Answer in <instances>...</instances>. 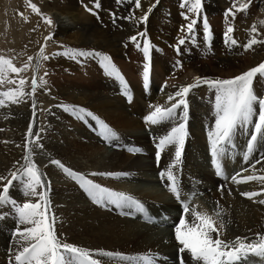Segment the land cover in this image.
<instances>
[{"label":"bare ground","instance_id":"6f19581e","mask_svg":"<svg viewBox=\"0 0 264 264\" xmlns=\"http://www.w3.org/2000/svg\"><path fill=\"white\" fill-rule=\"evenodd\" d=\"M61 1L62 3H60L59 0H55V8L56 6H60V4H64L68 6L67 10L64 9V11H62L59 9L61 7L56 9L53 7L54 9H50L47 6L44 9L42 6L43 10L56 20L58 30L55 33L54 40L56 42H66L70 45L69 47L71 50H81L84 55H77L75 57V55L72 56L73 53H70V60L66 62L64 70L78 71L77 73L80 72L82 75L78 77H67L64 75L61 76L62 78L59 77L58 79H63L64 81L63 83L59 82V84H55L57 87V94L60 96L61 93H64L67 95V99H65L68 102L74 104V106L79 105L84 107L75 109H84L86 112L91 113L92 115L90 117L94 119L96 123L101 120L107 122L113 128L123 130L117 133L120 143L118 145L122 146L129 142L131 146L128 147L132 151V154L129 155L108 152L109 154H106L104 162H99V167L97 168L95 167V163L98 158L94 152L96 148L90 146V136L80 142L76 141V144L74 143L75 149L83 151V157L87 164L90 163L91 165L90 169H85L83 173L79 174H82L87 179L113 192L117 191L118 193H124L134 197L155 217L159 218L161 212L165 215L162 214L164 217H161L163 222L158 220V224L152 225V227L141 224L135 218H133L132 221L129 217H125L131 211L132 205L110 203L107 199L101 204L94 203L84 189L80 187L79 182L75 180V184H58L52 188L54 200L52 202L53 207L50 208L49 216L55 218V233L62 242H67L79 248L90 250L94 254L93 258L100 260L102 264H144L143 261L138 259L110 258L101 255L102 252L120 253L126 257H140L146 255L153 259L154 264H176V254L181 246L176 242L173 232L174 226L179 222L177 216L174 215L175 212H178V207L174 201L168 200V196H166L165 192V195L162 193L163 195L160 196H156V194L152 196L148 194V192L136 193L130 192L129 190L123 191L122 189H120V191H122L120 192L116 189L120 188V186L116 185L115 187L111 185L113 184L112 180H110L112 176H106L107 181L110 183L108 184L110 186H108L107 183L104 184L98 181L97 177L99 175L91 174L126 173L127 175H121L120 178L124 176L130 179L132 175H135L134 178L139 179L141 174L153 177L158 168L154 165L156 146L150 142V136L156 133L157 129L155 125L146 124L144 118L154 110L155 106H161L163 108L170 107L175 101H169V95L174 96L180 87L194 83L195 77L214 80V74H218L212 71L221 72L220 75H222V79L231 77L234 68L236 66H241L240 62L239 65L236 64L238 62L235 55H238L242 51L244 53L250 52V50L245 51L242 47V45L247 42L240 41L237 42L236 45H230V43L225 42V39L223 40L218 36V31L223 28L219 29L221 26H216L218 22L209 13L214 14L215 9H217L218 5L221 3L219 0H203V3L200 2L198 11H189L194 0L190 1L185 8L188 11L186 15L188 19L195 20L197 15L200 14L199 16L202 17L200 23L202 21L203 23L198 29L200 30L201 28V31L200 34L198 33L199 31L193 34L185 30L184 33H180L179 35L173 33V27L169 25L159 24L156 25L158 27L154 29L155 25H153V21L155 18H158L157 12L155 11L157 9L155 8L157 0H151L149 4L144 1L145 5H141L140 9L135 7L134 1L130 2L126 0V4L118 5L114 3V0H103L104 3H99V16L103 23L101 28L77 6L78 3L87 0ZM88 1L95 2V0ZM128 1L130 3H128ZM176 2L179 3L178 0H176ZM129 6H133V8H128ZM149 8H151V11H149ZM208 10H210V12H208ZM133 12L136 13L134 14ZM146 13V21L140 22L138 18ZM188 19L187 21L191 22V20L189 21ZM183 20H185V18H183ZM204 21L207 23L208 29L206 33ZM195 28L197 29V27ZM138 33H145L146 35L141 36L138 35ZM132 36L137 37L135 43L129 39ZM174 36H179L181 39L183 38L184 43L181 45L178 44V42L175 43V45L177 44L178 46L172 47L170 52L166 50L167 45L165 46V43L171 41ZM205 37H207V40ZM145 39L149 41L150 45L149 59L147 61H145L142 51ZM137 45H139V47ZM172 51L176 52V55L173 54ZM252 51L253 55H249V58L259 59L260 61L264 60V43L254 45ZM96 53L107 55L111 58L112 63L123 77V84L115 77L106 74L101 59H99L100 56L95 55ZM220 53H223L225 57L220 56ZM72 57L75 59H72ZM211 57L218 58L214 61L217 65L216 68H214L215 66L213 67V60ZM220 57L222 58L220 59ZM73 60L75 61L73 62ZM95 61L98 62L96 64H98L99 69L95 68ZM145 63L149 64L147 87L144 86L143 81V66ZM245 63L247 65L246 58ZM85 64L87 68L90 64L93 66L89 67V72L86 71ZM205 64L208 66H205ZM81 65H83V67ZM58 72L63 74L61 71ZM253 85L254 92L257 95H264V77L255 78ZM125 92L130 94V100L123 97L122 94ZM176 99H179V97ZM185 99L187 102V116L189 118H192V114L195 112L193 105H198L203 107L198 120L202 122L205 121V123L208 121L214 122L216 119V93L214 89H211L206 84H200L192 88ZM129 108H131V113H134L136 116L135 119L130 117L129 111H127ZM180 110L184 111V108H177L176 112H182ZM68 112L73 113L70 111ZM257 114L258 108H253L251 120L247 124L243 122L237 124L233 131L235 139L239 138V145L236 144V147L239 146L237 147L239 149L237 150L238 156L236 155L237 157L235 156L234 159L236 164H240V166L235 172L244 169L247 170L246 172L249 171L250 175L264 176V133L257 135V142L253 145L248 162L244 163L242 159L237 163V159L240 158V151H243L244 147L246 148L247 145L243 144L242 138L245 137L252 126L255 125ZM62 116L63 115L60 117ZM174 117L175 119L172 124L177 119L176 116ZM164 124L161 125L159 130L162 136L168 133V124ZM148 126L150 132L145 133L143 129ZM108 129L112 132L110 128ZM187 133L189 134V138L187 141L188 145L185 148L186 154L183 156V164L186 163V165L191 166L194 171L184 173V187L192 189L195 186V192L202 190L201 186L197 187L198 185H195L196 182H194V185H191L189 182L191 180L187 179V176L190 179L194 177L197 182L200 181V183L204 185V191L207 193L208 187H205L206 183L212 186L213 189L216 185L222 184V181L214 180L210 170L209 158H206V160L194 161L195 155L201 156V152H203L200 148L201 145L205 144V141L203 144V135L198 137L194 136L192 138L190 126H187ZM233 133L231 138H234ZM109 139L110 138H106L105 142ZM192 142L195 144H192ZM43 144L49 147V149H51L54 154L61 157V159L63 155L69 154L70 152V147L68 146L56 148L53 146L54 144L51 146L46 142H43ZM111 146L113 147L114 143H111ZM189 148L195 149V151ZM136 149L139 151H133ZM56 150H58V152ZM87 150L90 151L89 154H85ZM141 152H143L142 157L138 155V153ZM166 152L162 154L159 170H161V168H168V165H174L171 168V171H173L178 167H175V165H178V162H174L169 153ZM257 161L261 162L257 163ZM73 165L72 169L74 170L80 168L79 164L76 162H74ZM63 176L65 178L69 177L65 174ZM152 180L155 182V179H151V181ZM223 182H230V180H223ZM231 183L235 182L231 181ZM249 183H251V187L256 189L255 192L261 193V195L255 197L256 201L254 205L245 201H243V205H241L235 198L231 200L223 197L222 200V192L226 195L227 193L229 194V188L226 187L225 184H222L221 187H223V190H221L219 194L214 192L215 189H213L212 196L213 198L220 197L218 201H222L220 204L223 205L226 211V219L231 226L229 237L234 236L236 238L240 236L253 241L256 239L258 233L264 234V204L259 203L260 200L264 199V183L257 180H253ZM3 184H5V182L0 183V190H2ZM190 193L193 194L192 190H190ZM164 197H166L167 200ZM12 199L14 198L12 197ZM196 205L197 204L192 203L191 206L193 207ZM244 208H246V212L243 213L242 210ZM233 210H237V213ZM7 213L9 214L7 215ZM187 218L189 221L191 220L190 215ZM216 220V226L219 227V220ZM161 225H164L166 231H159ZM234 225L237 226L236 229H233ZM245 226L248 227V230L244 229ZM23 227L25 226L20 225L18 222V216L14 205L11 203L4 205L0 210V229H3L2 231H8L9 238L7 241L12 239L11 234L14 231L16 233L13 234L16 236L13 239H17L19 237L17 231ZM168 228H171L169 232L167 230ZM154 229L157 230V233L154 234L156 236L152 235ZM221 231L223 232V229ZM213 236L215 238V234H213ZM220 238L223 239L222 237ZM5 243L6 241L4 239H0V264H15V253L22 248L24 242H21L17 248ZM182 256L184 261L183 264H194L189 253L185 252ZM242 264H264V256L249 255L245 258V263Z\"/></svg>","mask_w":264,"mask_h":264},{"label":"rangeland","instance_id":"374dc122","mask_svg":"<svg viewBox=\"0 0 264 264\" xmlns=\"http://www.w3.org/2000/svg\"><path fill=\"white\" fill-rule=\"evenodd\" d=\"M59 1L60 3H62L61 0ZM87 1L78 3L77 6L83 13H85L87 16L92 18L97 23V25L101 28L103 23L101 22L100 16H99V10H100L99 3L103 2V0H97V1L95 0V2L94 1L87 2ZM129 1L133 2L134 0H129ZM129 1L128 3H130ZM144 1H146L149 4L151 0H141V5H145ZM178 1L179 3H177L176 0H157L155 4V8L157 9L155 10L154 8V10L157 12L158 18H155V20L153 21L154 22L153 25H155L154 29H156V27H158L156 25H159V24L169 25L173 27V30H174L173 33H175L176 35H179L180 33H184L185 30H187L186 26L190 22H188L187 19L183 20V18L187 16L186 14L188 13V11L185 9L186 7H180V4L182 5L183 3H185V0H178ZM190 1L192 0H189V2ZM219 1L221 3L218 5L217 9H215L214 14L209 13L218 22L216 26L217 27L221 26L219 29L223 28L220 31H218V36H220L224 40L225 39L224 32H226L224 30H226L227 27L231 26L234 29V31L230 34L233 39H235L237 42H240V41L248 42V40L251 38L250 29L253 25H256L257 30L260 33V36L257 37V39H264V25H261L259 23V21L264 20V0H239L240 3L247 2L249 5L248 8L244 11H236L233 8L234 0H219ZM54 2L55 0H30V3L36 4L37 7L39 8L40 13L42 15H38L32 12L31 8L26 4V0H0V56H4L5 58L12 59L13 64L16 67H22L27 62L28 56L33 57V61L31 62V64H35L37 53L39 52L40 47L44 46V55L49 57L48 60H43V59L40 60V67L36 70L35 73L33 72V69L30 65L27 71L20 73L19 77H15L16 79L24 78L27 81V83L24 85L23 90L25 93H31L32 91L31 80L33 76L35 75L37 79V84H38L36 92L31 95L23 96V98L20 100L19 103H11L9 101H6V106L0 107V177L5 178L3 181H0V183L2 182L7 183V180L11 179V176H10L11 172L22 170V166L25 164L24 144L28 140L34 141V143L30 144L31 153H32L31 158H32V161L36 164L39 172L42 174V178L45 181L46 190L48 193V199L50 201V206H51L50 208L53 207L52 202L54 200V196L52 192L53 186L58 185V184H64V185L70 184V183L75 184L74 179L70 177L65 178L63 176L65 174L64 171L58 166L53 165L51 161L58 160L64 166H66L67 168H69L75 173H83L85 169H90L91 167L90 163L87 164L85 158L83 157L84 152L75 149L76 147L74 146L76 144V141L80 142L81 140L85 139L86 137L89 138L90 136L89 138L91 140L90 146H94V148H96L94 152H95L96 157L98 158L97 159L98 162L96 161L95 163V167L97 168L99 167V162H104L106 154H109L110 152L112 153L114 152L116 154L124 153L126 155L132 154L131 149L129 150L131 151V153H128L126 150L122 149L124 145H127L130 147L131 145L129 144V142L122 146L118 145L120 143H119V138L117 137V133L123 130H120L119 128H113L107 122H103L101 120H99L98 123H96L94 119H92L90 116L82 112L69 113L68 111H65L63 106H71L73 108H84V107L79 106V105L74 106V104L68 102L66 100L67 95L64 93H61V95L59 96L57 94V87L55 84L57 83L59 84V82L63 83L64 81L63 79H58L59 77L63 75L67 77H73V76L78 77L79 75H82V73L80 72L77 73L78 71L75 72L74 70L73 71L64 70L65 64L68 60H70L69 57L71 56V54L73 53L72 56L75 55V57L77 56V54L74 52H69V54L65 55L64 53L66 50H71V48L69 47L70 45H68L66 42H56L54 40L55 33L58 30L56 20L53 17H51L48 13H46L42 8L43 6L45 9V7L47 6L50 9H54L55 8ZM200 2L203 3V0H200ZM114 3L118 5L126 4V0L125 1L114 0ZM56 8H59L62 11H64V9L67 10L68 6L64 4H60V6H56ZM128 8H133V6H129ZM87 9H91L92 11H88ZM229 9L233 10L234 16L229 15L226 18L225 13L228 12ZM208 12H210V10H208ZM21 13L22 15H20ZM133 13L135 14L136 12H133ZM203 14H204V11H203ZM199 15H197V18L195 19L197 23L194 25V28L191 31V33L193 34H195V32H198V31H199L198 33L200 34V31H201V28L200 30L198 28L203 23V21L200 23V21L202 20L201 19L202 17ZM43 17L50 18L52 21V24L49 25L45 23ZM188 20L190 21L192 19H188ZM195 27H197V29ZM205 33H204V36H205ZM47 36H51V39L45 41V37ZM179 38H180L179 36H174V38L171 41H169L170 43L169 42L165 43V46L167 45L166 46L167 48L165 47L166 50L171 52L170 49L172 47H175V46L177 47L178 45L177 44L175 45V43L181 40V38L180 39ZM205 39L207 40V37H205ZM36 40H37V43H36ZM39 45L40 47L38 49ZM249 50H250L249 53H244L242 51L238 55H235V58L238 62L236 64L239 65V62H240L241 66H236L234 68L233 75L231 77H227L226 79L233 78L237 75H240L241 73L249 70L250 68L258 66L261 62H264V60L260 61L259 59L249 58V55L251 56L253 55L252 48ZM76 52H81V50L76 51ZM172 53L176 55V52L172 51ZM220 54H221L220 56L225 57L223 53H220ZM221 58L222 57H220V59ZM245 58L247 59V65L245 63ZM99 59L101 58L99 57ZM211 59L213 60V67L215 66L214 68H216L217 65L214 61L215 59H218V58L211 57ZM74 61L75 60H73V62ZM96 63L98 62L95 61L94 66L96 65L95 68L99 69V66ZM83 65L81 66L83 67ZM205 66H208V65L205 64ZM89 67H93V66L90 64ZM89 67L87 68L86 66V71L88 72H89L88 70ZM58 71H61V73L63 74H60ZM212 72L218 74V75L214 74L215 79L217 78L222 79V75H220L221 72L219 71H212ZM13 76H15V74H13ZM40 77H43V79L46 81V83H44L42 86H40ZM258 77H261V76L258 75L256 79ZM15 87H16L15 84H12V85L5 84L3 87H0V91H4V90H7L8 88H15ZM253 91H254V85H253ZM124 96H126L128 100L131 99L129 93H127V95H124ZM257 96L260 98H264V95H257ZM33 104H35V108H33ZM193 106L195 108L194 109L195 112L192 114L193 116L192 118H189L187 116L185 120H182L181 117L184 111L180 110L182 112L180 113L176 112L175 116L177 117V119L174 121L173 123L174 125L172 124V122L175 119V117L164 121V123L166 124L162 122L160 124L155 125L157 132L154 133L153 136L158 141L160 140V138L164 137L161 135L159 131L161 125L163 124L164 125L168 124L167 129L169 132L171 128L179 125L182 122L185 123V125H187L188 127L189 126L191 127L192 138L194 136L198 137L202 135L204 137L203 144H204V141H205V144L200 146V148L203 151L201 152L202 157L195 155L196 159L194 158V161L195 160L201 161L203 159L206 160V158H208V153L210 151L208 146H209V143H211L210 138H209V133L213 132L215 129V120L214 122L208 121L206 123L205 121L202 122L198 120L199 114L202 113L203 107L198 106V105L197 106L193 105ZM180 108H183V106H181ZM253 108H258V104H254ZM127 111H129L128 113L130 114V117H132L133 119L136 118L134 113H131V108H129ZM34 112H35V115L33 114ZM60 114L63 116L60 117L61 116ZM101 122L103 125H106L107 128H110L112 131L111 132L112 137H110V139L106 141L107 144L103 143L105 142L106 137L99 136L101 131H105L104 128L102 127ZM30 123L33 125L32 127L33 135L31 137H26V133L28 131V127ZM146 128H149V126L145 127V129ZM143 131L145 132L144 129ZM146 131L148 133L149 130H146ZM186 132H187V127H186ZM250 133H248L245 137L242 138L243 144L244 145L247 144L246 147L248 146V141L251 139ZM153 136H151L150 142L155 144L156 141H152L154 139ZM233 136L234 138H231L230 141L220 146L222 149V152L220 155H222L226 150L231 149L230 151H232L233 155L238 156L237 150L239 149L237 147L239 146L236 147V144H238L239 138L236 137L237 139H235L234 133H233ZM188 138H189V134L187 133V141H188ZM100 139L101 140L103 139V141L101 142ZM187 141H186L185 148L188 145ZM43 142L50 144V146L54 144L53 146L56 148L57 147L64 148L65 146H68L70 147V152L69 154L63 155L65 157L62 156V159H61V157H59L57 154H54L53 151L49 149V147L44 146ZM111 143H114L113 147H116V148L119 147V148L113 151L112 149L113 147L111 146ZM192 144H195V143L192 142ZM175 148L176 146L173 144V145H167L163 149V152L167 151L169 153L171 159L174 162H176V160H174ZM245 149L246 148L244 147V150ZM191 150L195 151V149H191ZM244 150L240 151V158L238 157L239 159H237V163H239L242 159H243L242 160L243 162L245 161V159L242 156V154H244ZM56 151L58 152V150ZM89 153L90 151L88 150L85 151V154H89ZM185 154H186V151H184L183 156ZM74 162L78 163L80 168L75 169V170L72 169V166H74L73 165ZM184 165H186V163H184L183 165L182 164L180 165V167H183V170H184V172L181 173L182 176L184 175L185 172L189 173V172L194 171L191 166L189 165L184 166ZM177 166L178 165H175V167ZM237 168L235 169V171L237 170ZM241 173H242V175L240 176L241 178H244L250 175L249 171L244 172V170H241ZM134 176L135 175H132L131 179L129 177H124V176L122 178H120V176L119 177L112 176V179L110 180H112L113 184L111 185L112 186L114 185L115 187L116 185L120 186V188H116L119 191L120 189H122L123 191L129 190L130 192H136V193L148 192V194H151L152 196L155 194L156 196H160L164 194L162 190H160L159 188H157V186H155L154 180H152L153 181L152 183L151 179H155L154 176L152 177L149 175L141 174L139 179L134 178ZM97 178H98V181H101L104 184L105 183H107V185L110 184L107 181L106 176L104 175H99ZM192 179L193 181L196 182L195 184L196 186L198 184H201L200 181L197 182L196 178L193 177ZM192 179H190L191 181L189 182L191 183V185H194V182L192 181ZM250 184L251 183L241 185L237 183L227 182L225 186L229 188L228 191L231 193V194L227 193V195L224 194L223 192L221 193V190H219L218 188L216 189V187H213V189H215L214 192L218 194L221 193L222 200H223V197H226V199H231V200L235 198L237 199L238 203L241 205H243V201L248 202V203L250 202L251 205H254L256 198L248 199L240 195L241 192H255L256 191V189L251 187ZM205 187L206 188L208 187L207 193L205 191L204 192L201 191L202 195L198 201V206L196 205V206H193L192 208H196V210L201 213H207L208 215L213 216V218L218 219L219 222L222 221L225 227L223 229V232L220 231V237H222L225 241H233L235 237L234 236L229 237V234L231 232V226L228 220L226 219V211L223 205L220 204V202L222 201L220 202L218 201L220 197L213 198L212 196L213 189H212V186H210L208 183H206ZM195 188L196 187L194 186V188L188 189V190L189 191L192 190L193 195L195 196V198H197L198 191L195 192L194 190ZM37 191L39 192L41 191V189L39 190L38 188ZM23 193H24L23 182L14 181L13 186L10 187L9 189L8 195L9 197H11L10 198L11 200H14L16 202V204L22 205L23 203L27 201L36 202L37 197L25 196ZM12 197L14 199H12ZM164 198L166 199V197ZM167 199L170 200L169 197ZM202 199H204L203 203H202ZM217 203L219 207H217ZM4 205L6 204H0V210L2 209ZM217 211L221 213L219 217H216L215 215ZM233 211L237 213V210H233ZM242 212L243 213L246 212V208H244ZM8 214L9 213H7V215ZM162 214H164L163 212H161V216L164 217L165 214L164 215ZM130 219L133 221L132 218ZM236 228L237 226L234 225L233 229H236ZM244 229L248 230V227L245 226ZM2 230L3 229H0V235H1L0 239H4L6 241L5 244L12 245L13 247L17 248L18 245L21 242H23L22 240L19 239L20 237H18L17 239H13L16 236L15 234H13V233H16L15 231L11 234V238L13 240L10 239L7 241V239L9 238L8 231L6 230L2 231ZM167 230L169 232L171 228H168ZM159 231H162V230L160 229ZM156 233H157V230L154 229L152 235L156 236L154 235Z\"/></svg>","mask_w":264,"mask_h":264},{"label":"snow or ice","instance_id":"6c2138e0","mask_svg":"<svg viewBox=\"0 0 264 264\" xmlns=\"http://www.w3.org/2000/svg\"><path fill=\"white\" fill-rule=\"evenodd\" d=\"M189 0H185V3L181 7H187ZM26 4L31 8L32 12L42 15L36 4L30 3V0H26ZM135 7L141 8V0H134ZM98 6V5H97ZM248 3H240L239 0H234L233 8L236 11H244L248 8ZM200 8V0H194L189 11H198ZM92 11L91 9H87ZM151 11V8H149ZM95 14V13H93ZM22 15V13L20 14ZM233 15L232 9H229L225 13V16ZM135 18V17H129ZM26 19V18H25ZM44 22L51 25L50 18L43 17ZM140 22H144L147 19V13L138 18ZM185 19H188L185 16ZM196 20H191L187 24L188 32H191ZM261 25H264V20L259 21ZM207 23L205 22V31L207 32ZM234 29L229 26L225 32V42L230 45H236L237 41L230 35ZM138 35L144 36L145 33H138ZM251 38L242 47L245 51L251 49L258 43H264V39H257L260 33L257 30L256 25H253L250 29ZM51 39V36L45 37V41ZM132 42H136L137 37L132 36L129 38ZM179 44H183L184 40L181 39ZM139 47V45H137ZM149 41L147 39L143 42V54L144 59H149ZM69 52H74L77 55H84L82 52H76V50H66L65 55ZM100 56L102 66L107 75L115 77L122 84L124 83L118 69L112 63L111 58L107 55ZM74 58V57H73ZM48 60L49 57L44 55V46H41L37 53L36 63L31 64L33 61L32 56H28L27 62L22 67H16L13 64V60L0 56V87L5 84H15V88H8L7 90L0 91V107L6 106V101L11 103H19L25 95L34 94L37 90L38 84L35 75L31 80V93L24 92V85L27 81L24 78L16 79L19 74L28 70L31 65L33 72L40 67V60ZM15 74V76H13ZM264 77V62H261L258 66L252 67L249 70L229 79H214L195 77L194 83L182 86L173 95H169V101H175L170 107L163 108L161 106H155L154 110L146 116L145 122L150 125L160 124L176 115V109L183 106L184 112L181 117L185 120L187 117V102L185 97L192 88L199 86L200 84H206L211 89L215 90L216 102H215V129L209 133L211 141V150L213 157V164L216 168V174L218 176L223 175L221 165L219 163V155L222 152L221 145L230 141L231 135L236 128L237 124L243 122L247 124L253 116V106L258 104V114L255 121L254 132L251 135V139L248 141L249 153L252 151L253 145L257 140V134L264 133V98L258 97L253 91V81L257 76ZM149 79V64L145 63L143 66V81L144 86L147 87ZM46 81L43 77H40V86ZM126 88V85H125ZM127 95V92H125ZM179 97V99H176ZM65 111L70 112H82L88 116L91 113L86 112L84 109H75L71 106H63ZM35 108V104H33ZM35 115V112L33 113ZM82 118V117H81ZM102 124V122H101ZM33 125L30 123L26 137H31ZM105 130L106 138H110L112 133L106 125L102 124ZM187 135L185 123H180L178 126L171 128V130L162 138L156 145V159L159 162L161 157V151L167 145H175V160L178 162L182 155V149ZM34 141L28 140L24 144L25 164L22 166V170L11 172V179L7 180V183L3 184L2 190H0V204L11 203L15 207L16 214L18 216V222L20 225H24L22 229H18L17 235L24 242L20 250L15 253V264H102L98 259L93 258L94 254L87 249L79 248L75 245L62 242L56 235L54 230L55 218L49 216L50 201L48 199V193L46 190V184L42 178V174L39 172L36 164L32 161V153L30 144ZM133 151H139L138 149ZM248 160V155H245V161ZM261 161H257L260 163ZM53 165L61 168L66 175L79 182L80 187L84 189L89 198L94 203L101 204L105 199L110 203H117L119 205H135L141 212L143 211L142 205L134 197L124 194L116 193L107 188L102 187L99 184L87 179L82 174L75 173L66 166H64L58 160H52ZM174 165H169L167 171H161L160 177L163 180L165 177L168 184V190L179 200L180 189L176 177L173 175L171 168ZM254 167V165H253ZM91 175H104V176H121L127 175L126 173H92ZM239 174L232 177L233 182L246 183L249 181L257 180L264 183V176L249 175L242 179H238ZM5 178L0 177V181ZM14 181H22L25 196L37 197L36 202L27 201L22 205L16 204L14 200H11L8 193L10 187L13 186ZM41 191H37V189ZM223 190V187L221 188ZM229 194H231L229 192ZM242 197L252 199L253 197L261 195L260 192H241ZM259 203L264 204V199ZM217 207L219 205L217 204ZM183 215L180 216L179 222L174 226V235L176 242L181 246L179 252L181 254L187 252L194 264H238L241 260L247 258L249 255L264 256V234H257L256 239L253 241L248 240L246 237L237 236L233 241H225L220 238V231L224 229L225 225L222 221L219 222L217 227V220L213 216L207 213H201L195 208L190 209V202L182 203ZM191 216V220L187 218ZM216 217H219L221 213L217 211ZM215 234V238L213 236ZM101 255L107 257H119L120 259H132L141 260L144 264H154L153 259L150 256L140 257H126L120 253L102 252ZM181 264L183 260L181 259Z\"/></svg>","mask_w":264,"mask_h":264}]
</instances>
